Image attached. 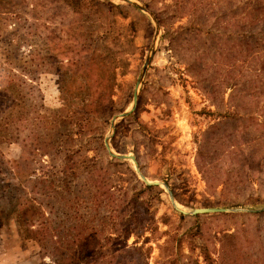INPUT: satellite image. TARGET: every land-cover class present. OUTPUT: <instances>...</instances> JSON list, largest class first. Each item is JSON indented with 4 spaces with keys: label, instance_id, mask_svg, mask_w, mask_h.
Listing matches in <instances>:
<instances>
[{
    "label": "rangeland",
    "instance_id": "1",
    "mask_svg": "<svg viewBox=\"0 0 264 264\" xmlns=\"http://www.w3.org/2000/svg\"><path fill=\"white\" fill-rule=\"evenodd\" d=\"M242 1L0 0V264H264Z\"/></svg>",
    "mask_w": 264,
    "mask_h": 264
},
{
    "label": "trees",
    "instance_id": "2",
    "mask_svg": "<svg viewBox=\"0 0 264 264\" xmlns=\"http://www.w3.org/2000/svg\"><path fill=\"white\" fill-rule=\"evenodd\" d=\"M237 9L244 29L241 34L243 62L256 73V87L253 88L251 96L253 102H260L264 106V0H243ZM155 19L158 25L163 23L161 16L155 15Z\"/></svg>",
    "mask_w": 264,
    "mask_h": 264
},
{
    "label": "water",
    "instance_id": "3",
    "mask_svg": "<svg viewBox=\"0 0 264 264\" xmlns=\"http://www.w3.org/2000/svg\"><path fill=\"white\" fill-rule=\"evenodd\" d=\"M147 65V60H145L144 64H143V69L146 67ZM138 85V82H136V86ZM136 86H135V89H136ZM135 102H136V93L134 92L133 95H132V100H131V107L128 111H125L119 115H116L112 118V121H114L115 119L117 118H123L125 117L129 112H131L135 106ZM104 148L106 150V152L108 153V155L114 159H117V160H128V161H131L133 164H134V168L137 172V169L135 167V161H134V158L132 156H126V155H118V154H115V153H112L110 151V148L108 146V143H107V138L104 139ZM140 179L142 180V182L146 185H156L157 183L156 182H152V183H148L142 176H139ZM179 213L181 214H185V212L183 211H180L178 210ZM229 211H239L238 209H235V210H229V209H215V208H200V209H194L192 210L189 214L190 215H196V214H207V213H225V212H229ZM257 211H264V208L260 209V210H257Z\"/></svg>",
    "mask_w": 264,
    "mask_h": 264
}]
</instances>
